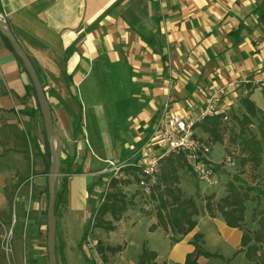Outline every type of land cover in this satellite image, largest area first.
Returning a JSON list of instances; mask_svg holds the SVG:
<instances>
[{
	"label": "crops",
	"instance_id": "obj_1",
	"mask_svg": "<svg viewBox=\"0 0 264 264\" xmlns=\"http://www.w3.org/2000/svg\"><path fill=\"white\" fill-rule=\"evenodd\" d=\"M0 18L38 72L60 137V167L73 171L56 216L66 264L72 250L83 256L87 215L106 185L102 161L135 155L140 163L160 153L151 138L164 109L240 116L247 97L264 115V0H0ZM47 148L29 76L0 33V224L23 228L25 243L39 249L30 258L46 234ZM155 221L129 208L114 222L130 238L118 242L119 258L134 247L138 260L146 240L158 264H183L195 233L204 247L214 240L216 249H205L223 257L241 240L238 228L206 213L174 243L161 228L149 231Z\"/></svg>",
	"mask_w": 264,
	"mask_h": 264
},
{
	"label": "trees",
	"instance_id": "obj_2",
	"mask_svg": "<svg viewBox=\"0 0 264 264\" xmlns=\"http://www.w3.org/2000/svg\"><path fill=\"white\" fill-rule=\"evenodd\" d=\"M5 43L11 48L8 40L2 36ZM12 49V48H11ZM20 61V60H19ZM37 71V70H36ZM38 73V72H37ZM40 80V78H39ZM30 89H34L30 81ZM35 95V94H34ZM245 112L238 115H231L224 120L223 113L206 115L200 121V127L205 131L213 142L223 143V133L230 135L231 143L236 140L240 164L249 163L252 171L261 169V178L264 184V131L258 138L255 134L245 130V125L251 122V117L259 111L254 103L247 97L241 100ZM239 126L235 130V124ZM48 156L49 150L47 148ZM49 159L47 160L48 168ZM68 164L67 166H69ZM184 165L188 166L183 154L169 155L159 160L157 182L151 186L149 197L155 201L152 209L145 211L146 215H154L156 221L148 226L149 231L161 228L165 233L170 234L171 242H177L180 237L189 233L197 223V216L206 213L210 217L220 216L224 223L242 231L240 248L234 255L242 251L250 264H264V186L248 185L237 177L227 181L224 194L215 198L214 194H207L200 198L202 204L197 203L192 195H186L179 185V169ZM63 173L60 189L55 192V214H58V206L66 203L67 200V175L73 172L69 167L62 169ZM120 173L123 175H120ZM141 170L136 162L123 164L115 176L109 178L104 190L99 194V200L93 202L91 215L87 227L84 229L81 241L85 240L95 228L113 230L114 222L119 221L123 214L134 205L133 196L128 197L123 187L130 184L132 179L139 182ZM6 192V190H5ZM9 205L11 206V194L6 193ZM247 202H252L250 221L256 224V228L248 227L245 220ZM109 214L110 219L105 216ZM1 226V224H0ZM13 228V227H12ZM57 231V229H56ZM193 251L187 253L183 264H198V258L215 257L224 260V263L231 258H224L221 254L210 252L205 249L202 233H195L191 240ZM81 246V243H79ZM97 250L103 262L106 261V251L111 254L121 250L120 245L97 244ZM56 255L59 264H66L62 250L56 245ZM136 264H158L156 252L146 247L142 248Z\"/></svg>",
	"mask_w": 264,
	"mask_h": 264
},
{
	"label": "rangeland",
	"instance_id": "obj_3",
	"mask_svg": "<svg viewBox=\"0 0 264 264\" xmlns=\"http://www.w3.org/2000/svg\"><path fill=\"white\" fill-rule=\"evenodd\" d=\"M228 118L230 117L229 113L227 114ZM200 122L196 124L194 135L202 142L205 143L206 150H203V158L211 164L214 176L216 177L217 183L214 185H207L197 179L195 174L190 170V168L184 165L179 169V185L184 191L186 195H192L196 199L197 203L202 204L200 198L207 194H214L215 198L220 197L224 194L225 186L227 181L237 177L242 182L252 185V186H264L263 180L261 178V169L258 171H252L249 163L244 165L240 164V157L237 142L231 143V136L228 135V132L225 131L223 134V143L221 142H213L211 137L203 131L202 127H200ZM239 126L237 123L235 124V130H237ZM245 130L250 131L255 134L258 138L261 137V133L264 131V115L261 111H258L255 116L251 117V122L245 125ZM102 140L99 141V151L105 152V147L102 145ZM107 150V149H106ZM133 161L131 162H117L113 159H106L102 161L101 166L104 169L102 172L107 177L105 182L109 180L110 177L115 176L117 170L123 164H130L136 162L137 157L135 155L131 156ZM138 164V163H137ZM120 175H123V173ZM63 173H60L57 179L56 188L60 189V183L62 180ZM157 179L149 180L147 188H141L134 179L132 182L123 187L128 197H132L134 201V205L130 206V209L137 212L144 213L145 211L152 209L155 205V201H152L149 197L151 186L155 185ZM200 197V198H199ZM264 203V200L262 201ZM247 209L245 211V220L249 228H256V224L250 221L251 208L253 206L252 202H247ZM17 215V210H15ZM12 209L9 212V220L12 218ZM91 215V214H90ZM220 217V216H217ZM89 214L87 215V227L89 223ZM13 227V228H12ZM4 221L0 226V264H48L47 261V251H46V234L42 236V240L40 241V245L42 249L40 253L36 255L35 258H30L35 252L34 250H38L33 247L34 245H30L29 243H25L23 228L20 225L12 226ZM12 228L11 235L9 237V251H5L3 248V243L5 244L8 231ZM84 228V229H85ZM240 230V229H239ZM241 231V230H240ZM242 232V231H241ZM169 238L170 234L166 233ZM141 229H138L137 232L133 233L132 241H136L140 239ZM27 237H30V234L27 233ZM123 239L129 241L130 238H125L122 236V229L114 228L113 230H105L100 228L93 229L92 233L81 243V250L83 256H79V252H69L68 255V264H136L137 259L134 254V247H128L125 252L124 258H119V253L111 254L109 251H106V261L103 262L101 259V255L97 250L98 241L102 245H120L124 244ZM117 242V243H116ZM154 246H158L154 240H151ZM171 242V240H170ZM174 243V242H171ZM39 244V243H38ZM131 244V243H130ZM129 244V245H130ZM57 245V241H56ZM147 241L145 240L141 246V251L143 247H147ZM204 246V245H203ZM159 247V246H158ZM205 247L209 250H215V242L212 239L207 238V242L205 243ZM160 248V247H159ZM240 248V244L233 250L231 253L224 258H231L229 261L224 263V260L215 257H209L208 259L202 260L198 262V264H250L243 254L242 251L237 252L234 255V252ZM218 250H216L217 252ZM228 248H222V252L224 254L228 253ZM75 253L77 256H75ZM83 258V259H82ZM87 263H86V262ZM59 262V261H58Z\"/></svg>",
	"mask_w": 264,
	"mask_h": 264
},
{
	"label": "built area",
	"instance_id": "obj_4",
	"mask_svg": "<svg viewBox=\"0 0 264 264\" xmlns=\"http://www.w3.org/2000/svg\"><path fill=\"white\" fill-rule=\"evenodd\" d=\"M223 113V119H227V115L212 107H206L197 114L190 112L187 115L172 114L168 109H164L154 123L152 140L162 149L156 155H146L143 160L138 163L141 170L139 178V186L147 188L149 180L156 178L158 173L159 160L169 155L183 154L190 170L195 174L197 179L207 185L217 183L214 171L210 163L203 158V150H206L205 143L200 141L194 135V127L206 115H214ZM116 171H118L116 169ZM13 225H11L12 227ZM12 228L8 231V236L3 248L9 251V237Z\"/></svg>",
	"mask_w": 264,
	"mask_h": 264
},
{
	"label": "water",
	"instance_id": "obj_5",
	"mask_svg": "<svg viewBox=\"0 0 264 264\" xmlns=\"http://www.w3.org/2000/svg\"><path fill=\"white\" fill-rule=\"evenodd\" d=\"M0 33L4 36L10 46L21 61L29 79L32 83L36 101L42 116L43 129L48 143L49 165L47 172V209H46V251L48 264H59L56 255V214H55V192L59 167L61 160L60 137L53 126L50 105L39 80L38 73L31 62L29 56L23 50L14 34L9 28L8 23L0 18Z\"/></svg>",
	"mask_w": 264,
	"mask_h": 264
}]
</instances>
